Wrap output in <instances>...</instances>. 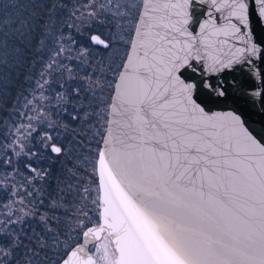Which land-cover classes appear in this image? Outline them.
Listing matches in <instances>:
<instances>
[{
	"label": "snow or ice",
	"instance_id": "obj_1",
	"mask_svg": "<svg viewBox=\"0 0 264 264\" xmlns=\"http://www.w3.org/2000/svg\"><path fill=\"white\" fill-rule=\"evenodd\" d=\"M0 264H264V0H0Z\"/></svg>",
	"mask_w": 264,
	"mask_h": 264
},
{
	"label": "water",
	"instance_id": "obj_2",
	"mask_svg": "<svg viewBox=\"0 0 264 264\" xmlns=\"http://www.w3.org/2000/svg\"><path fill=\"white\" fill-rule=\"evenodd\" d=\"M234 75H236L237 78H240V74L239 73H234ZM232 107L239 108V109L245 108L246 104L244 102V99L243 98H239L237 104L236 105H232Z\"/></svg>",
	"mask_w": 264,
	"mask_h": 264
},
{
	"label": "rangeland",
	"instance_id": "obj_3",
	"mask_svg": "<svg viewBox=\"0 0 264 264\" xmlns=\"http://www.w3.org/2000/svg\"><path fill=\"white\" fill-rule=\"evenodd\" d=\"M88 0H80V3H87Z\"/></svg>",
	"mask_w": 264,
	"mask_h": 264
}]
</instances>
